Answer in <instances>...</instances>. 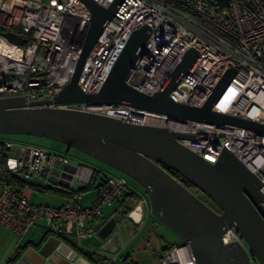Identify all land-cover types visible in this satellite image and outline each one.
<instances>
[{
    "label": "built area",
    "instance_id": "built-area-1",
    "mask_svg": "<svg viewBox=\"0 0 264 264\" xmlns=\"http://www.w3.org/2000/svg\"><path fill=\"white\" fill-rule=\"evenodd\" d=\"M95 1L104 7L114 2ZM91 16L84 0H0V98L24 95L25 101L31 102L57 95L71 80ZM144 25L149 35L126 78L128 85L154 94L186 51L195 48L196 58L170 97L201 106L222 76L233 68L235 72L213 109L264 123V0L119 1L85 59L79 78L84 92L99 91L131 34ZM10 31L25 41H12L5 34ZM50 106L208 135L195 136L207 140L178 141L211 163L216 162L225 145L259 177L264 192L263 131L181 118L128 104L69 102ZM92 172V167L73 160L66 151L56 153L0 133V227L22 237L43 222L72 236L75 244L83 247L81 240L97 232L89 222L100 217L104 206L115 202L128 185L126 174L107 173L99 183L96 199L83 205L72 184L88 183ZM8 174L22 181L38 180L72 190L73 194L60 206L35 204L31 201V187L14 185ZM189 189L213 210L222 212L215 200L209 198L213 204L203 198L201 188ZM221 239L224 244L237 241L247 252L250 264H260L236 227L226 228ZM79 256L74 249L72 262H77ZM161 264H197V260L190 245L181 241Z\"/></svg>",
    "mask_w": 264,
    "mask_h": 264
},
{
    "label": "water",
    "instance_id": "water-1",
    "mask_svg": "<svg viewBox=\"0 0 264 264\" xmlns=\"http://www.w3.org/2000/svg\"><path fill=\"white\" fill-rule=\"evenodd\" d=\"M84 1L92 16L71 80L51 99L26 102L24 95L0 98V133L59 140L65 144L66 152L71 147L78 148L134 178L147 193L152 214L177 233L183 244L190 245L197 264H250L247 252L237 241L222 242L221 234L230 226L241 231L259 263L264 264L263 182L225 145L216 162L211 163L178 141L179 138L207 140L195 136L208 135L50 106L69 102L128 104L171 116L229 123L264 132L263 122L213 109L235 72L233 68L222 76L201 106L177 102L170 97V92L196 58L195 48L186 51L154 94L128 85L126 78L149 35L146 25L131 34L99 91L84 92L79 78L85 59L121 0H114L107 7L95 0ZM5 34L12 41H25L14 32ZM164 165L205 191L222 212L213 210ZM117 224L118 219L113 216L99 230L100 237L106 240L101 248L110 254L121 250L120 234L113 232ZM153 247L157 252V247Z\"/></svg>",
    "mask_w": 264,
    "mask_h": 264
},
{
    "label": "crops",
    "instance_id": "crops-1",
    "mask_svg": "<svg viewBox=\"0 0 264 264\" xmlns=\"http://www.w3.org/2000/svg\"><path fill=\"white\" fill-rule=\"evenodd\" d=\"M87 162L89 164L88 166L90 167L93 166L94 168H97L98 170L102 172V174L103 173H109V174L120 173L119 170H117L116 168L112 166H109V165L99 166V165H96L92 160H88ZM76 182L79 185L75 187L72 184L74 188L77 189V188L84 186L83 183L79 181H76ZM31 183L38 185V183L36 182H31ZM129 186L132 188H135V190H137L140 194V197L134 198L132 202L130 203V205L132 206L130 209V212H132L131 214L134 216V218L131 217L129 213L127 215L121 214L120 210H122V207L121 209H119L120 207L118 206L113 212L108 213V209L105 210V207H106L105 205L103 208V214L100 217L93 220L92 222H89V225H92L95 229H97V232H95L93 235H90L88 237H93V238L97 237L100 243L99 245H101V247L105 243L106 240L102 239L99 236V230L113 216H115L118 219V224L115 226L113 232H118L120 234L121 248L123 246V243L125 244V242L128 241L131 245L133 241L142 237L143 231L147 229L149 223H153L151 230L154 229V226H155L154 219L155 218L150 222V217L152 215V212H151V204H150L147 193L144 190H143L144 192L142 191V186H140L139 184L137 185L129 184ZM0 188H1V183H0ZM83 193H87V194L90 193L89 195L90 197L87 200H81L82 199L81 197L83 195L81 193L80 202L82 201L83 205L89 204L90 202L95 200L97 197L96 189L88 190ZM138 207L140 208V211H139V214H136L135 211H136V208ZM49 228H50L49 226H47L43 222H40L36 226H34L27 234H25L22 237H19L3 229L2 227H0V264H6L8 259L14 253L19 251L21 248H22V252L19 258L17 259V261L15 262V264H93L88 258H86L78 250L77 247H75V244L68 243V241L65 238L61 237L59 235L60 234L59 231L50 234L45 240H43L45 232ZM56 230H59V229L56 228ZM63 235L66 236V234H63ZM67 237L71 241L73 240L75 242V239L72 236L67 235ZM82 240H81V243H82ZM82 246L83 248L89 249L88 247H85L83 243H82ZM74 249L78 252V254L81 257L79 256L80 258L77 260V262L75 261L73 263L72 262L73 260L71 259V257L74 255ZM102 251L105 252L104 250ZM95 252H97L98 254H101V256L102 255L106 256L107 259L102 261V264H116L118 261L117 257L121 253H123V251H121L120 253L118 252L119 254H110L108 252L100 253L98 251H95ZM114 257H116V263H113Z\"/></svg>",
    "mask_w": 264,
    "mask_h": 264
},
{
    "label": "rangeland",
    "instance_id": "rangeland-1",
    "mask_svg": "<svg viewBox=\"0 0 264 264\" xmlns=\"http://www.w3.org/2000/svg\"><path fill=\"white\" fill-rule=\"evenodd\" d=\"M10 138L17 142H24V143H31V144H36L43 146L49 150H52L56 153H64L65 152V144L62 143L59 140H55L52 138H48L45 136H39V135H29V134H7ZM70 157L73 158V160L80 161L86 165L88 164V160H92L96 165H102V166H107L108 164L104 163L103 161H100L98 159L92 158L89 154L81 151L78 148L71 147L67 152H66ZM110 166V165H109ZM112 168V167H110ZM109 168V170H110ZM30 182H36L38 184H43V182H40L38 180H30ZM128 183L131 185H137L139 184L134 178L128 176ZM73 185L76 187L79 185L76 181L73 182ZM140 185V184H139ZM141 186V185H140ZM197 186H192L191 188H196ZM31 192V201L34 202L35 204L39 205H50V206H60L63 203H66V201L69 199L66 196H62L58 193L54 192H43L38 189H32ZM142 187V191H143ZM145 191V190H144ZM143 191V192H144ZM204 199H212L205 191H202ZM82 199L81 200H87L90 196V193H82ZM208 197V198H207ZM209 199V201H211ZM84 202V201H83ZM81 204L82 201H81ZM117 202L113 203H107L105 210L108 209L109 212H113L117 208ZM120 209V208H119ZM140 208H136V214H139ZM155 218V219H154ZM155 220V226L154 229H152L153 223H149L148 227L146 230L143 231V236L138 238L137 240L133 241V243L130 245V243L127 241L125 244L123 243V246L119 253L121 251L127 252L129 250H133V257L136 261L139 262V264H160L161 258L157 255H154L152 253V248L150 247L151 245L156 246L157 248L162 247V239L166 243H180L181 238L177 233H175L172 229H170L168 226L164 225L162 222H160L153 214L150 217V222L152 220ZM123 230V228H122ZM100 236V235H99ZM148 242L150 246H148ZM82 243L84 244L85 247H88L91 250L98 251L100 253H105L101 249V245H99L98 238L95 237H86L82 240ZM116 253V254H119ZM107 254V253H106ZM166 257V254H165Z\"/></svg>",
    "mask_w": 264,
    "mask_h": 264
},
{
    "label": "trees",
    "instance_id": "trees-1",
    "mask_svg": "<svg viewBox=\"0 0 264 264\" xmlns=\"http://www.w3.org/2000/svg\"><path fill=\"white\" fill-rule=\"evenodd\" d=\"M5 136H8L7 134H5ZM165 168H167L169 170V172L176 177L178 180H180L185 186H187L188 188H191L192 186H195V184L189 180L188 178H186L185 176H183L182 174H180L177 171H174L170 168H168L167 166L164 165ZM93 172H92V176L90 178V181L86 184H84V186L77 188V191L79 193V195H81V193L88 191V190H92V189H96L99 186L100 181L103 179V177L107 174V173H103L98 170L97 168H94L92 166ZM121 173V172H120ZM118 173V174H120ZM8 180H10L11 183H13L14 185H18L20 186V188H24L26 186H30L32 187V189H38L40 191L43 192H54V193H58L62 196H66L67 198L70 199V197L72 196L73 192L72 190H64L60 187L57 186H52V185H43V184H33L31 182H26V181H22L19 178H17L15 175L13 174H8L7 175ZM1 179L2 176L0 174V183H1ZM140 197V194L137 190H135V188H132L128 185L126 186V188L124 189L123 193L121 194V196L116 200L118 203V207H122V210H120L121 214L123 215H127L130 212L131 209V205L130 203L132 202V200L134 198H138ZM68 201V200H67ZM59 231L60 232V236L65 238L68 243H72L75 244V242L70 239H68L67 235H63L64 233L61 232L60 230H56L55 227H50L46 232L45 235L43 237V240H45L50 234L55 233ZM162 241V247L161 248H157V252H155L154 249V245L150 246L149 242H148V246H150L152 248V253L154 255H157L161 258V261L164 259L165 254L167 255L169 253V251L177 244V243H166L163 239ZM75 247L78 248V250L86 257L88 258L93 264H102V261L106 260V256H101V254H98L97 252L93 251V250H89L83 247H79L75 244ZM133 250H129L127 252H123L121 253L118 257H117V263L116 264H139L138 261H136L133 257ZM22 252V248L17 251L16 253H14L7 261L6 264H15V262L17 261V259L19 258L20 254ZM160 261V262H161ZM161 264V263H160Z\"/></svg>",
    "mask_w": 264,
    "mask_h": 264
},
{
    "label": "flooded vegetation",
    "instance_id": "flooded-vegetation-1",
    "mask_svg": "<svg viewBox=\"0 0 264 264\" xmlns=\"http://www.w3.org/2000/svg\"><path fill=\"white\" fill-rule=\"evenodd\" d=\"M210 202H212V203L214 204V202H213V201H210Z\"/></svg>",
    "mask_w": 264,
    "mask_h": 264
}]
</instances>
